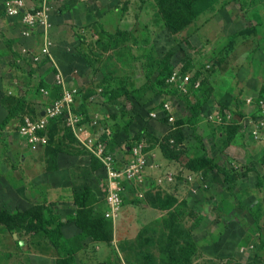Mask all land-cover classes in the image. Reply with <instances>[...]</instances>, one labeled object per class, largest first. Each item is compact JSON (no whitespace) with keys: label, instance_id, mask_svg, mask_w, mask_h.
I'll use <instances>...</instances> for the list:
<instances>
[{"label":"rangeland","instance_id":"rangeland-1","mask_svg":"<svg viewBox=\"0 0 264 264\" xmlns=\"http://www.w3.org/2000/svg\"><path fill=\"white\" fill-rule=\"evenodd\" d=\"M6 1L0 264H68L69 251L71 264H264V141L241 130L249 104L264 101V0H24L48 12L68 84L84 93L77 112L113 122L121 139L131 130L151 152L145 183L114 219L99 162L62 122L49 131L56 154L18 134L15 115L37 114L59 90L39 54L42 27L9 15ZM171 94L185 101L175 129L146 116ZM211 159L233 175L234 195Z\"/></svg>","mask_w":264,"mask_h":264},{"label":"built area","instance_id":"built-area-1","mask_svg":"<svg viewBox=\"0 0 264 264\" xmlns=\"http://www.w3.org/2000/svg\"><path fill=\"white\" fill-rule=\"evenodd\" d=\"M45 5V4H43ZM5 9L11 16H18L28 24L38 23L41 29L42 52L39 54L51 59L54 71V82L61 87L60 96L53 99L44 107L45 114L37 117L26 115L22 121L18 122L19 134L33 146H44L48 143L47 128L51 118L64 116L67 126H69L76 137L79 139L82 147L95 155L103 164L105 170V197L108 209L105 211L107 218H116L123 203V195L127 193V184L141 186L145 183L147 168L149 167L148 150L145 147L144 139L134 144L129 152L128 158L122 161L115 152L108 149L106 140L102 134L111 132L107 124L100 122V116L95 115L89 122H84V116L76 112L77 96L79 89L76 86H70L65 77L64 71L56 62L53 56L54 41L49 32L48 12L46 8L27 9L24 0H7ZM25 55L29 52L24 49ZM27 53V54H26ZM39 55L33 56L37 59ZM169 80H175V73ZM44 93L49 90L42 88ZM261 98V97H260ZM255 97V102L249 105L257 109V116L254 113L245 115L242 118V129L249 133L256 141H264V101ZM179 109L178 100L170 95L163 97L159 101V106L150 111L151 119H158L160 112L167 111L168 125L175 129L176 115L174 109ZM95 127L96 130H92ZM248 137V136H247ZM173 177L171 176V180Z\"/></svg>","mask_w":264,"mask_h":264},{"label":"trees","instance_id":"trees-1","mask_svg":"<svg viewBox=\"0 0 264 264\" xmlns=\"http://www.w3.org/2000/svg\"><path fill=\"white\" fill-rule=\"evenodd\" d=\"M168 25L170 26V27H173V25L171 24V22H168ZM113 37V36H112ZM55 70V69H54ZM52 72H54V71H52ZM54 85L58 88V90H59V92L55 95V97H53L52 96V98L50 99V101L51 100H53V99H56V98H58L59 96H60V92H61V87L59 86V85H57L56 83H54ZM173 95V94H172ZM83 96H84V93L81 91V89L79 90V94H78V96H77V104L79 103L80 104V107H81V103L79 102V100H82L83 99ZM174 97L178 100V102H182V103H184L185 104V101L182 99V98H180V97H178V96H176V95H174ZM256 98H259V97H256ZM184 99H189L187 96H185L184 97ZM161 100V99H160ZM47 102H49V101H47ZM159 106V102H157V106H152V107H149V109L147 110V112H146V116L148 117V119H149V117H150V115H149V113H150V111L152 110V109H154V108H157ZM198 111H199V109H198ZM83 115H84V122H89V120L88 119H93L94 118V116L96 115V114H92L91 112H86L83 108H82V110L80 111ZM18 115H20V118H19V120L20 121H22L23 120V117H24V115H26V114H17V115H15V116H18ZM28 115H30L31 117H37V116H39L40 115V110H38V113L37 114H28ZM14 116V117H15ZM146 116H145V118H146ZM13 117V118H14ZM141 119V126H143L144 124H145V122H147V120L146 119ZM12 119V118H11ZM161 120L166 126H168L169 127V125H168V113H167V111H162V112H160V117L158 118V119H152V120H155V121H158V120ZM181 119V117H178L177 118V121H176V124H177V126L179 127V125H178V123H180L179 122V120ZM57 121H60V122H62L63 123V125L65 126V127H67L68 129H69V131L71 132V134L73 135V137L75 138V141L79 144V145H81L80 144V141H79V139L76 137V135L74 134V132L72 131V129L69 127V126H67V124H66V120H65V118H64V116L62 115V116H57V117H54V118H51V120H50V122H49V124H48V128H47V135H48V143L46 144V147L49 145V142H50V138H51V133H49V131L51 130V126L55 123V122H57ZM102 121V119L100 118V122ZM106 124H107V126H109V128H110V130H111V132L109 133V134H106V133H103L102 134V137H103V139L104 140H106V142H107V145H108V149L110 150V151H117V150H119L120 148H118V146H116L118 143H121L122 141H126V143H127V151H129L130 152V150H131V148H132V146L134 145V144H136V143H138V142H140L141 140H142V138H138L137 140L132 136V133H131V130H128V131H123V134L125 135V138H120V136H119V134L117 133V131L113 128V122H106ZM140 126V127H141ZM195 128V127H194ZM93 130H96L95 129V127L93 128ZM241 130L243 131V129H242V125H241ZM194 133H195V131H194ZM196 135V137H198V138H200V136L198 135V134H195ZM246 139H248V138H246ZM114 147H117V150L114 148ZM82 149H84V148H82ZM52 150H54L55 151V154H56V149L54 148V146H49V147H47L46 148V151L47 152H49V153H51V151ZM147 150H149V149H147ZM87 151V150H86ZM89 152V151H88ZM128 152V153H129ZM92 156H93V159L95 160V161H98L99 162V164H100V166H99V173L101 174V176H103L104 177V175H105V170H104V167H103V164L101 163V161L97 158V157H95V155H93V154H91ZM210 163H211V169H215L216 171H218V172H221V173H223L224 175H225V180L227 181V183H228V189H229V191L234 195L235 194V183H234V177H233V175L231 174V172L229 171V169H227L225 166H223V165H221L220 163H218V162H216L215 160H213V159H211L210 160ZM127 192L128 193H136V190H137V186L136 185H133V184H131V183H128L127 184ZM125 196V194L123 195V197ZM49 207V206H48ZM50 208V207H49ZM54 218H56V215H54ZM48 231L50 232V233H53L54 235H55V232H54V230H52V229H48ZM53 235V236H54ZM54 242L56 243V244H58V245H60V242L59 241H57V239H55L54 240ZM262 243H263V245H264V240L262 239ZM69 254H70V257H72L71 259H70V261L68 262V264H71V262L73 261V253L71 252V251H69Z\"/></svg>","mask_w":264,"mask_h":264},{"label":"crops","instance_id":"crops-1","mask_svg":"<svg viewBox=\"0 0 264 264\" xmlns=\"http://www.w3.org/2000/svg\"><path fill=\"white\" fill-rule=\"evenodd\" d=\"M14 17H18V16H14ZM11 18V17H10ZM21 35V34H20ZM54 38V37H53ZM54 41V43H55V46L53 47V55H54V59L56 60V62L59 64V66L61 67V69L64 71V74H65V77H66V79H67V82H69V78H68V74H67V71L65 70V68L62 66V64L60 63V58L58 57V55H59V50H61L60 49V43H58V41L56 40V39H54L53 40ZM31 46H32V44H31ZM69 47V46H68ZM68 47H67V49H68ZM64 49V48H63ZM39 51H40V49H39ZM53 71H55L54 70V68H53ZM52 72V71H51ZM52 74V79H53V82H54V72H52L51 73ZM73 75H75V74H73ZM73 75H70V77H74ZM55 83V82H54ZM70 86H75V85H70ZM77 87V86H76ZM42 88H44V89H46V90H49L48 88H46V87H42ZM41 88V89H42ZM79 90H80V88L79 87H77ZM50 91V90H49ZM44 93V92H43ZM172 95V94H171ZM172 96H174V95H172ZM52 98V96H49L48 97V101H50V99ZM46 104H47V102H46ZM45 107V106H44ZM44 107L42 108V109H40V114H42L41 112L44 110ZM80 109V104L78 103V104H76V112L78 111ZM78 113V112H77ZM250 113H254L255 114V117L257 116V114H258V112H257V109L255 108V107H253V106H249L248 108H247V111H246V113L242 116V117H244L245 115H247V114H250ZM45 114V113H44ZM44 114H42V115H44ZM96 115H98V113H96ZM20 120H18V122H19ZM18 122H17V124H18ZM154 122H156L155 120H154ZM93 130V129H92ZM242 132H244V135H245V140H247V141H251V135L249 134V133H247V132H245V130L243 129V131ZM19 134V133H18ZM248 136V139H246V137ZM22 143H24V141H22ZM40 147H43V146H40ZM114 152V151H113ZM150 151L148 150V160H149V162H150ZM117 156H118V158L120 159V160H122V161H125L126 160V158H128V156H129V153H127V154H125L124 155V152H122V151H120V152H117V153H115ZM147 174H148V168H147ZM104 179H105V177H104ZM104 193V192H103ZM104 198H103V200H104V207H105V211L108 209V204H107V200H106V197H105V193H104V196H103ZM51 209H53L54 210V208H52L50 205H48ZM105 213V212H104Z\"/></svg>","mask_w":264,"mask_h":264},{"label":"water","instance_id":"water-1","mask_svg":"<svg viewBox=\"0 0 264 264\" xmlns=\"http://www.w3.org/2000/svg\"><path fill=\"white\" fill-rule=\"evenodd\" d=\"M41 113H42V114H44V113H45V111L43 110Z\"/></svg>","mask_w":264,"mask_h":264},{"label":"clouds","instance_id":"clouds-1","mask_svg":"<svg viewBox=\"0 0 264 264\" xmlns=\"http://www.w3.org/2000/svg\"><path fill=\"white\" fill-rule=\"evenodd\" d=\"M46 145H44L43 147H45Z\"/></svg>","mask_w":264,"mask_h":264}]
</instances>
